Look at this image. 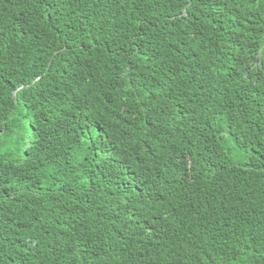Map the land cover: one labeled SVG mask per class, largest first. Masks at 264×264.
<instances>
[{"label":"trees","instance_id":"trees-1","mask_svg":"<svg viewBox=\"0 0 264 264\" xmlns=\"http://www.w3.org/2000/svg\"><path fill=\"white\" fill-rule=\"evenodd\" d=\"M0 133V264H264V0H0Z\"/></svg>","mask_w":264,"mask_h":264},{"label":"rangeland","instance_id":"rangeland-1","mask_svg":"<svg viewBox=\"0 0 264 264\" xmlns=\"http://www.w3.org/2000/svg\"><path fill=\"white\" fill-rule=\"evenodd\" d=\"M235 160L240 163L244 160V158L237 155L235 156Z\"/></svg>","mask_w":264,"mask_h":264},{"label":"snow or ice","instance_id":"snow-or-ice-1","mask_svg":"<svg viewBox=\"0 0 264 264\" xmlns=\"http://www.w3.org/2000/svg\"><path fill=\"white\" fill-rule=\"evenodd\" d=\"M0 134H2V133H0Z\"/></svg>","mask_w":264,"mask_h":264}]
</instances>
